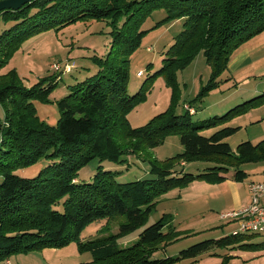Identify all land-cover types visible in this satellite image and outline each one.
Returning a JSON list of instances; mask_svg holds the SVG:
<instances>
[{
    "label": "trees",
    "instance_id": "trees-1",
    "mask_svg": "<svg viewBox=\"0 0 264 264\" xmlns=\"http://www.w3.org/2000/svg\"><path fill=\"white\" fill-rule=\"evenodd\" d=\"M157 9H165L166 17L149 29L143 28ZM0 17L12 23L0 33V105L4 113L0 119V261L72 241H77L81 252L93 255L91 261L77 264H181L213 248L264 247V241H252L260 233L232 231L195 243L177 256L157 258L156 251L180 235L166 215L143 228L132 243L119 241L120 235L145 224L156 208L158 194L198 179L209 183L228 178L244 181L248 173L241 164L264 160V139L242 141L235 151L226 141L239 126H224L211 135L201 133L263 103L264 92L202 122L194 121L196 109L191 103L187 104L194 108L193 113L185 108L178 114L171 104L143 125L132 126L128 119V112L147 97L156 77L166 76L176 87V69L186 67L200 52L212 74L198 99L217 88L233 54L264 32V0H32L18 10L0 12ZM82 19L110 23V49L97 59V73L70 85L69 93L58 102V123L50 125L38 115L34 100H48L61 75L54 73L28 86L15 69L6 73L2 69L29 37ZM176 19H184V28L164 52L161 67L131 95L132 54L149 30ZM175 134L180 136L183 151L162 162L151 159V177L119 182L112 170L100 165L92 181H78L79 171L96 158L118 163L124 161V155H142ZM44 157L51 163L37 176L14 173ZM194 159L214 165L199 173L181 167ZM121 216L125 220L117 233L81 239L83 229L92 221ZM230 257L225 254L224 263Z\"/></svg>",
    "mask_w": 264,
    "mask_h": 264
},
{
    "label": "rangeland",
    "instance_id": "rangeland-1",
    "mask_svg": "<svg viewBox=\"0 0 264 264\" xmlns=\"http://www.w3.org/2000/svg\"><path fill=\"white\" fill-rule=\"evenodd\" d=\"M166 15L165 9L155 10L145 21L143 28L153 27ZM11 24L5 23L0 17V33ZM183 28L184 19H176L163 22L145 34L141 46L131 56L128 83L131 95L137 93L149 75L161 67L164 52ZM111 30V25L107 20L82 19L65 27L42 31L29 37L21 44L10 57L8 64L2 69V73L15 69L28 86L45 80L54 73L60 74L61 80L48 95V100H34L38 115L48 124L56 125L60 118L58 102L69 93L70 85L99 71L100 66L97 59L105 57L110 49ZM261 36L260 39L255 38L248 43V45H258V49L251 58L242 63V66L244 64L248 66L255 59H264V32L261 33ZM248 45H245V48ZM149 47L151 50L148 49ZM56 63L61 64L63 68L66 63H69L73 65V68L70 72L55 71L52 69V65ZM230 64L231 62L226 72L221 76L219 86L208 92L201 100L198 99V96L203 87L208 84L212 74L211 66L203 52H200L186 67L176 69V87L170 83V78L163 75L156 77L147 97L128 112L131 125L136 127L147 123L155 115L165 111L171 104H173L174 112L181 114L186 111L187 103L193 104L196 109L193 114L194 121L202 122L225 114L231 107L222 112L220 107L224 101L225 103H234L231 104L234 107L264 92V66L258 68L250 64L249 68L247 67L248 70L245 68L235 78H231L229 77L231 76L229 75L231 74ZM141 71L142 74H140ZM257 89H260L261 92H256ZM242 115L245 117L239 121L237 118ZM3 118L4 113L0 105V119ZM239 123L241 124L240 129L226 138L234 151L242 141L257 143L264 139V102L250 107L246 112L217 127L204 129L201 133L211 135L219 128L239 126ZM182 151L183 145L180 136L178 134L169 135L157 147L144 151L142 155L126 154L122 157L124 161L118 163L109 160L100 162L97 158L92 160L79 171L78 181H92L100 165L106 170H112L119 182L151 177V159L162 162ZM50 163L51 160L44 157L34 165L14 170V173L32 178ZM213 165V162L204 159H194L181 167L186 171L199 173ZM240 167L248 173L247 178L242 182L209 183L198 179L186 186L174 187L158 194L155 198L156 208L149 215L145 224L138 230L120 235L119 241L122 244L132 243L143 228L161 219L163 215H166L170 226L176 229L180 235L166 247L157 250L154 254V257L157 258L177 256L182 249L195 243L218 238L235 231L239 224L221 219L220 214L235 210L229 208L233 204L231 196L234 191H244L247 188L246 185L251 181H264V160L244 162ZM1 180L2 177H0ZM124 220L123 216L94 220L83 229L81 239L86 241L109 233H117L120 230L121 221ZM252 241H264V233L256 235ZM228 253H231L232 257L224 263V255ZM254 256H260L258 257L261 260L260 263L264 264L262 261L264 247L254 250L238 247L213 248L209 252L201 254L197 259H187L181 264H249L248 260ZM92 258L93 255L90 251L81 252L77 241H72L59 248L13 254L8 259L1 260L0 264H77L91 261Z\"/></svg>",
    "mask_w": 264,
    "mask_h": 264
},
{
    "label": "built area",
    "instance_id": "built-area-1",
    "mask_svg": "<svg viewBox=\"0 0 264 264\" xmlns=\"http://www.w3.org/2000/svg\"><path fill=\"white\" fill-rule=\"evenodd\" d=\"M73 65L66 63L63 66L61 64H53L52 69L55 71H67L70 72ZM142 74V71L140 72ZM185 108L190 112H194V108H191L188 104ZM250 202L239 209H235L220 214L221 219L237 222L238 228L233 231L234 233H264V181H251L248 184Z\"/></svg>",
    "mask_w": 264,
    "mask_h": 264
},
{
    "label": "crops",
    "instance_id": "crops-1",
    "mask_svg": "<svg viewBox=\"0 0 264 264\" xmlns=\"http://www.w3.org/2000/svg\"><path fill=\"white\" fill-rule=\"evenodd\" d=\"M259 37H262L261 34L253 37L248 42L244 43V45H242L236 51V54L234 53V56H233L234 58L232 57L231 61H230L231 62V64H230L231 74H229V75H231V76L228 75L229 77L235 78L241 70H245V68L248 70L250 64H252L253 66L258 67V68L261 66H264V59H262V60L255 59L253 62L251 61L252 63L250 62V64H248V66L245 64H244V66H242L243 65L242 63L243 62L245 63L248 58H251L253 56V53L258 49V45H254V44L248 45V43L253 41L255 38L260 39ZM245 45H248V46H246V48H245ZM148 49L151 50V47H149ZM257 90L258 91H256V92H261L260 89H257ZM221 104H222V106L220 107V110H223L222 112H224L228 108H230V107L232 108L233 105H231V104H234V103H225V101H224ZM243 117H245V116H243V115L239 116L237 119H239V121H240V119H242ZM239 127H241L240 123H239ZM228 179L226 181H230L233 183L234 182H236V183L242 182V181H236L233 179H231V180H228ZM234 185H236V184H234ZM246 187L247 188L244 191H237L236 190L233 192V194L231 196L233 204L230 205V207H229L230 210L239 209L241 207H244L245 205H247L250 202V194H249L248 184L246 185ZM258 257H260V256H254L253 258L249 259L248 260L249 264H261L260 263L261 260ZM262 261H264L263 258H262Z\"/></svg>",
    "mask_w": 264,
    "mask_h": 264
},
{
    "label": "water",
    "instance_id": "water-1",
    "mask_svg": "<svg viewBox=\"0 0 264 264\" xmlns=\"http://www.w3.org/2000/svg\"><path fill=\"white\" fill-rule=\"evenodd\" d=\"M32 0H0V12L4 10H18Z\"/></svg>",
    "mask_w": 264,
    "mask_h": 264
}]
</instances>
